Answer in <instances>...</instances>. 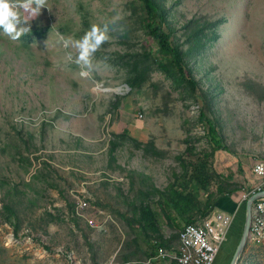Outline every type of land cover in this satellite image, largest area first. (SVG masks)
<instances>
[{"label":"rangeland","instance_id":"obj_1","mask_svg":"<svg viewBox=\"0 0 264 264\" xmlns=\"http://www.w3.org/2000/svg\"><path fill=\"white\" fill-rule=\"evenodd\" d=\"M160 1L173 41L187 52L197 92L159 67L139 0H48L52 10L42 8L20 40L0 31V264L144 260L147 254L130 250L161 245L152 228L140 227L146 204L162 246L176 251L179 230L201 214L181 216L167 202L160 205L161 193L182 203L192 193L206 207L217 193L214 183L240 193L238 239L216 264L230 263L254 189L240 165L251 170L264 162V0ZM117 13L124 31L111 32L91 70L68 61L75 50L63 48L61 36L79 39ZM201 111L216 121L228 149L208 158L207 178L215 182L204 188L186 163L214 148ZM80 199L89 201L88 215L113 218L107 230L77 214ZM5 206L14 208L16 225ZM237 264H264V242L249 238Z\"/></svg>","mask_w":264,"mask_h":264},{"label":"trees","instance_id":"obj_2","mask_svg":"<svg viewBox=\"0 0 264 264\" xmlns=\"http://www.w3.org/2000/svg\"><path fill=\"white\" fill-rule=\"evenodd\" d=\"M139 1L141 9L140 20L142 26L157 42L156 54H158V57H155V60L158 63L159 67L162 68L167 74L174 76V83L180 85L187 84L193 91L197 92L199 84L189 64V61L187 60V52L180 43L173 41V32L172 30L169 31L170 24L168 20L167 8L163 5L160 0ZM149 69L150 65H145V67L142 68L140 74L129 82V85L131 87L137 85L140 79L149 71ZM202 97L207 100L208 98H210V95L207 91H203ZM200 120H202L208 125V132L211 136L210 140L213 143L214 148L211 152H203L202 157L200 155L195 160H187L186 163L187 166L191 168L190 175L196 177L197 184L200 187L204 188L207 186V183L213 184L215 182L213 177L207 178V169L209 165V162L207 161L208 158L213 156L218 150L228 151V149L227 146L223 143V137L216 121L208 118L204 111L200 112ZM128 132V129H124V133ZM240 167H242V165H240ZM240 171L242 172V168L240 169ZM213 185H216L217 193L213 195L212 199H209L208 206L206 207H202V205H200L199 201L197 200L196 196L192 193H187L185 195L183 203L181 202V200H178V198L174 197L172 194L161 193L162 196L160 197L158 202L162 206H165V202H167V205H172L181 216L191 215L190 213H193L194 210H198L201 215H204V212H206L212 206L213 202L217 199L218 195L222 193H233L235 191H238V189L235 188L225 187L221 183H214ZM5 207L10 213V215L6 217L7 221H9L12 225H16L13 220L14 216H16L14 208H11L10 206ZM140 209V227H144L143 229L147 227L152 228L155 231L154 236H157L154 240H161L160 243L161 245H163L164 239L159 233V228L157 227V218L151 205H143L140 207ZM163 213L166 218L170 220L171 215L169 214V211L164 210L163 208ZM195 219H193L192 216H189L187 223L194 222ZM14 229L17 233V226H14ZM172 264L178 263L174 261Z\"/></svg>","mask_w":264,"mask_h":264},{"label":"built area","instance_id":"obj_3","mask_svg":"<svg viewBox=\"0 0 264 264\" xmlns=\"http://www.w3.org/2000/svg\"><path fill=\"white\" fill-rule=\"evenodd\" d=\"M259 163L264 162H256L254 169ZM259 177H261L262 182L248 194V197L263 189L264 176ZM246 197L247 195L244 196V199ZM89 208L87 199L78 200L77 214L84 218L91 227L107 230L108 224L113 222V218L107 215L100 219V216L104 214L103 211H100V214L88 215L85 211ZM234 217L235 214L224 211L199 215L194 222L186 223L181 228L178 249L170 252L166 248L158 246V257L170 258L178 264H215L221 247L227 240L228 230L234 221ZM250 238L258 243L264 242V197L254 202Z\"/></svg>","mask_w":264,"mask_h":264},{"label":"clouds","instance_id":"obj_4","mask_svg":"<svg viewBox=\"0 0 264 264\" xmlns=\"http://www.w3.org/2000/svg\"><path fill=\"white\" fill-rule=\"evenodd\" d=\"M52 7L48 0H0V31L11 41L20 40L21 36L30 33V21L41 13L42 8ZM123 17L117 13L114 17L102 24H93L79 39L60 37V43L65 49H74L67 52V59L74 62L83 70L93 68V59L102 46L111 40V32L124 31L119 22ZM255 173L264 176V163L255 166Z\"/></svg>","mask_w":264,"mask_h":264},{"label":"crops","instance_id":"obj_5","mask_svg":"<svg viewBox=\"0 0 264 264\" xmlns=\"http://www.w3.org/2000/svg\"><path fill=\"white\" fill-rule=\"evenodd\" d=\"M251 167L252 169L250 170V168L244 164L242 166V172H240V176L241 177L244 176L245 177L244 181H246L248 187L253 189V187L254 188L257 187V185H259L262 182V179L261 177L255 174L253 170L254 164ZM255 178L258 181H256ZM241 204L242 203H241L240 193L238 191H235L233 193H222L218 195L217 199L213 202L212 206L206 212H204V215H207L212 212L224 211L228 213H233L235 214L236 217V214L239 212V207ZM239 231H240V223L237 226H235V220H234V222L232 223L231 227L228 230L227 240L222 245L221 250L217 256L216 263H218V261L220 260L222 253H224V250H226L229 246L231 247L233 243L236 241V239H238ZM147 248H148L147 246L145 248L138 247V249L132 248L129 252V254L134 253L136 251L142 252L144 255L147 254L146 257L143 258L144 260L125 261L123 257L117 256L114 262L117 264H172L174 262L170 258H166V259L159 258L158 247H155L152 250H149ZM166 249L170 252L175 251L174 249H168V248Z\"/></svg>","mask_w":264,"mask_h":264},{"label":"water","instance_id":"obj_6","mask_svg":"<svg viewBox=\"0 0 264 264\" xmlns=\"http://www.w3.org/2000/svg\"><path fill=\"white\" fill-rule=\"evenodd\" d=\"M264 197V188L252 193L245 202V220L242 235L229 264H237L250 238L254 202Z\"/></svg>","mask_w":264,"mask_h":264}]
</instances>
